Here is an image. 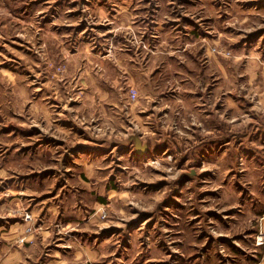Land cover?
<instances>
[{"label": "rangeland", "instance_id": "374dc122", "mask_svg": "<svg viewBox=\"0 0 264 264\" xmlns=\"http://www.w3.org/2000/svg\"><path fill=\"white\" fill-rule=\"evenodd\" d=\"M0 264H264V0H0Z\"/></svg>", "mask_w": 264, "mask_h": 264}, {"label": "water", "instance_id": "95a60500", "mask_svg": "<svg viewBox=\"0 0 264 264\" xmlns=\"http://www.w3.org/2000/svg\"><path fill=\"white\" fill-rule=\"evenodd\" d=\"M137 148H138L137 150H138L139 152H142L143 150H145V148L141 147L140 145H138Z\"/></svg>", "mask_w": 264, "mask_h": 264}, {"label": "built area", "instance_id": "2783aa9c", "mask_svg": "<svg viewBox=\"0 0 264 264\" xmlns=\"http://www.w3.org/2000/svg\"><path fill=\"white\" fill-rule=\"evenodd\" d=\"M133 95H135V94L133 93Z\"/></svg>", "mask_w": 264, "mask_h": 264}]
</instances>
